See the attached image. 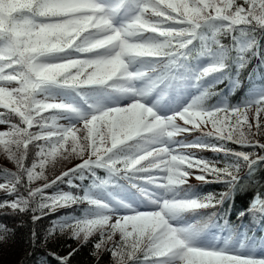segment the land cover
<instances>
[{"label":"trees","instance_id":"1","mask_svg":"<svg viewBox=\"0 0 264 264\" xmlns=\"http://www.w3.org/2000/svg\"><path fill=\"white\" fill-rule=\"evenodd\" d=\"M236 3L242 5L243 0H236ZM122 5V10L114 17L118 26L122 25L126 17L134 13L135 10L132 0H125ZM212 32L221 36L219 43L227 49L228 54H222L221 63L219 64L211 50L208 55L210 63L201 67L195 61L197 51L200 49L198 46L201 40ZM244 37H246L245 42H243L245 48L239 49L237 42ZM137 40L140 42L148 40L156 44L163 43V38L153 34H144L138 37ZM211 44L212 49H214L213 41ZM194 47H197V49ZM103 51L101 50V52ZM64 53L66 55L63 56L62 60L53 63L85 58L88 55L80 53L74 48L66 50ZM52 56L57 57L58 55L53 54L49 57ZM145 59L152 61L153 67L148 69L147 75L141 76L140 79L148 78L147 82L149 84L143 85L142 82L134 84L133 80L126 85L132 89L129 85L133 83V88L143 93L140 96L143 99L149 94L163 93L165 96L182 86L186 87L187 83L194 82V89L198 88L199 90L196 95H200V102L197 104L198 109L211 111L225 107L229 109L234 108V106L235 108L243 107L246 104L240 105V103L246 99L243 94L246 90L244 84L260 82L264 78V29L238 26L228 32L224 21L215 20L210 24L203 25L197 31V34L191 38V42L183 50V55L152 56L145 57ZM210 67H217L220 70L202 75ZM72 71L75 72V69ZM88 71L90 72L91 69H88ZM141 85H143V88H141ZM15 86L13 84L11 87ZM50 88L76 99V104L71 103L70 105L73 111L56 110L44 113L49 118L46 123L53 125L52 118H54V127L57 129L77 126L82 129L84 120L97 112L98 106L94 104L93 100L100 97L101 94L118 93L121 101H123L125 96L130 93V91H119L117 81H111L104 85H85L81 87L64 85L60 81L47 85L41 92L37 93L36 98L42 100V95L48 92ZM230 89H232L231 93H229ZM64 105L68 106L67 103ZM112 109H115V106ZM0 112H7V110L0 107ZM62 117L68 118L69 121L62 122ZM4 118L9 119L12 124L24 127L18 116L11 115ZM248 120L249 123L253 124L252 133H254V135H248V139L264 143V134H256L254 109L249 110ZM260 121L261 124H264V116H261ZM177 123L182 127H191L179 118ZM9 127L8 123L0 120V132L9 131ZM227 127L228 125H225V129ZM50 130L51 128H45L43 132ZM242 130L248 134L247 128ZM30 131L37 134L42 133L39 126L33 127ZM107 131V127L101 129L102 134L107 133ZM203 132L215 133V129H213L211 123L202 124L200 129L191 133L178 135L171 140H163L166 142L164 146L174 153L190 155L195 159L210 162L218 168L239 166L238 178L231 183L214 181L212 177H208L209 182H200L195 179V176L200 174L198 170H190L193 175L188 178V183L174 189L173 192L168 194V199L204 202L212 197L215 206L206 209H189L179 213L177 218L188 222L195 229L194 231L199 234L203 243L221 246L225 243L235 245L238 242V245L243 247L246 242L250 241L256 251H262L264 249V215L254 212L252 209L254 198H257L258 194L260 199H264V160L249 168L235 153L255 151L257 155H264V150L245 147L231 141H219L214 136L207 137L203 135ZM261 132L264 133V128L261 129ZM86 134L83 130L77 133L78 144L85 149L82 154L72 153L69 155V152L62 150L63 155H57L54 163L50 161L45 165L43 170L44 179L35 180L29 184L26 175H24L21 184L18 185L17 193L9 196L0 191V202L14 200L18 195L29 198L28 189L43 188L45 184H52V181L56 180L58 176H62L64 172H69V175L63 176L51 187L45 188L44 195L46 198L70 196L78 201L70 206L60 207L53 211L48 208L40 209L39 204L43 201L37 196L29 198V206L23 211L14 212L10 208H0V264H117L112 255V250L114 245L121 242L118 231L111 235V239H108L111 229L104 226L101 229L93 230L87 241H85L83 233L79 237L73 236L68 226L76 222L104 216L113 217L111 223H115L117 216L109 211V207H107L109 202L107 201L120 202V196H127L128 193L136 199H143L146 198L145 191L148 192L150 189H147L144 185L157 191L161 187L159 181L149 183L146 179L152 173H156L155 171L152 173H126L114 168L115 173H112L107 169L93 168L92 166L88 168L79 167L78 164L89 158L91 152L90 147H88L89 142L83 139ZM173 140H176L175 144L169 142ZM221 143H224L225 151L215 152L211 150L212 147L220 146ZM43 144V141H37L28 146L24 160L25 167L30 168L34 162L39 161L37 153L39 147ZM189 145H204L207 146V149L198 147L189 149L186 147ZM108 146H110V142ZM66 147H69L70 151V146ZM136 151L135 144L132 143V147L123 146L114 150L111 155L113 159L123 161L124 158L136 156ZM119 167L122 168V165ZM18 171L16 163L9 159L3 151V146L0 145V184L12 179L11 173ZM39 171L40 169L37 168V172ZM161 175L162 172L159 173V176ZM96 193L97 195L100 193L101 197H97ZM89 201H95L96 203H90ZM99 205H104V207ZM102 234L104 244L101 249L97 250L95 244L101 241ZM226 253L244 257L242 254L228 251ZM137 256L139 259L134 261V264H144L142 252H137Z\"/></svg>","mask_w":264,"mask_h":264},{"label":"snow or ice","instance_id":"2","mask_svg":"<svg viewBox=\"0 0 264 264\" xmlns=\"http://www.w3.org/2000/svg\"><path fill=\"white\" fill-rule=\"evenodd\" d=\"M262 10H264V0H243L242 5L237 4L236 0H172L171 6L160 4L158 0H141L139 11L134 18L127 25L117 28L113 26V23H108L112 21L111 18L116 9H107L98 3L97 0H0V54L6 57L0 60V76H19V72L22 70L21 64L18 62L21 59L20 54L24 51L30 38H35L31 33L38 30L37 25L33 23L36 20H39V23L42 25L54 21L67 23L69 28L77 25L83 28L84 23L87 22V31L74 32L68 37V40H75V43L69 49L74 48L76 51L88 55L85 58L58 62L67 63L71 61L76 64V67H72L61 77V81L64 85L81 87L85 85H104L111 82L110 80H89V71H83L88 63L96 60L101 50H103L102 48L96 49L91 47V45L115 37L118 32L124 33L125 28L129 31H140L135 28V25L144 22L146 19L150 20L152 26L161 31H171V36H160L158 32L146 33L163 38V43H160V45L164 46V54L155 56H181L183 55V50L191 42V38L197 34V31L203 25L210 24L215 20L224 21L226 23V31L228 32H231L238 26L264 29V17L260 16ZM239 18H243V22H237ZM116 43L118 44L119 41H116ZM73 69H75V72L72 71ZM209 69L211 73L220 70L217 67H210ZM13 83L16 86L9 87ZM22 83V79L19 82L16 80H0V87L12 91L13 89H20ZM13 94L17 95L18 93ZM57 104H60V107L53 108L51 111H73L70 106L61 103ZM251 109L255 110L256 134H264L261 132L264 124H261L260 121L261 116H264V97L243 107L232 109L225 107L211 111L198 110L194 102L179 113L167 118H161L156 112L149 111V107L144 109H140L139 107L131 109L115 108V110L103 111L85 119L82 129L79 126L62 129H57L54 125L49 126L47 128H51V130L48 132L55 133L51 137L45 135L48 132H43L45 128H41L39 123L41 119L46 117L45 115L44 117H37L32 120L30 127L21 115L6 109L7 112H0V120L8 123L10 127L9 131L0 132V141H2L0 145L3 146V151L8 155L9 159L16 163L19 171L11 173L12 179L0 184V191L9 196L17 193L18 185L21 184L24 175H26L29 184L35 180H39L36 178V175L41 172V162L47 159L48 152L53 148L60 153H62V150L69 153L75 150L79 155L82 154L85 149L79 146L77 136V133L81 130L87 133L83 139L89 142L88 147L91 149L89 158L83 160V163L80 165L81 168L108 166L126 173H152L155 171L157 175H149L146 179L149 183L159 181L160 185L165 183V178L175 179L179 177L180 179L188 180L193 175L190 171L192 169L198 170L200 173L195 176V179L200 182H209L208 177H212V180L219 182H235L238 178L239 166L218 168L210 162L195 159L190 155L174 153L166 146L151 147L136 155V157L143 156V159L134 157L131 161L115 160L111 155L114 150L113 152H109L111 148L110 137L118 135L121 128H135L137 126L147 128L152 125L153 121L157 123L167 122V130L174 135L191 133L194 130L200 129L202 124L207 125L211 123L213 129H215V133L203 132V135L207 137L214 136L219 141H231L234 144L264 150V143L248 139V135H254L252 133L253 124L249 123L248 120V112ZM11 115L18 116L24 127L12 124L9 119L4 118ZM30 115L35 116V112L30 113ZM178 118L183 120L186 125H191V127L179 128L173 125L172 121ZM225 125H228L227 129H225ZM35 126L41 128V134L30 131ZM103 127H107V133L102 134L101 129ZM243 128L248 129V134L242 130ZM37 141L44 142L39 147V152L37 153L39 161L34 162L30 168L25 167L24 160L27 155L28 146ZM109 142L110 146H108ZM66 146H70V151L69 147ZM186 147L189 149L193 147L207 149V146L204 145H189ZM162 148H167V154L156 155L153 152L152 156L146 155L147 151ZM211 150L215 152L225 151L224 143H221L220 146L212 147ZM235 155L242 159L249 168L264 160V155H257L255 151L251 153H235ZM169 156L187 158L185 164L180 165L179 172L174 173L172 176L169 175L170 169L167 163ZM149 163H151L152 167H146ZM120 165H122V168L119 167ZM37 168L40 169L39 172H37ZM161 172L163 173L162 177L159 176ZM180 173L186 175L182 176ZM67 175H69V172L66 175L63 173L62 176H58L55 183ZM52 184H45L43 188H35L34 190L28 189L29 198L39 196L40 200L43 201L39 204L40 209L48 208L54 211L60 208L59 205H54L53 203L59 197L46 198L44 195V189L51 187ZM29 198L18 195L14 200L0 202V208H10L14 212L23 211L29 206ZM89 202L96 203L95 201ZM99 206L104 207V205ZM214 206L212 197H209L204 202L195 201L191 205L193 209H206ZM252 211L264 215V199H260L259 194L257 198H254ZM157 212L117 216L115 223H111L113 217L104 216L102 218L76 222L69 225L68 229L76 237H79L83 233L85 241H87L93 230L101 229L104 226H108L111 229L108 239H111V235L118 231L121 242L118 245H114L112 250V255L116 259L117 264H129V262L134 264V261L139 259L137 252H142L144 264H173V261L176 264H189L190 261L191 264H264V258H248L223 251L204 250L194 246H187V248L182 249L181 255L175 249H168L163 244H157V238L163 229L157 230L156 226L149 219L151 215ZM168 231L171 232L174 229H168ZM150 239L154 245L151 248L146 243ZM103 244L104 239L102 234V239L99 243L95 244V248L99 250Z\"/></svg>","mask_w":264,"mask_h":264},{"label":"clouds","instance_id":"3","mask_svg":"<svg viewBox=\"0 0 264 264\" xmlns=\"http://www.w3.org/2000/svg\"><path fill=\"white\" fill-rule=\"evenodd\" d=\"M160 4H167L171 6L172 0H158ZM238 15V14H237ZM261 17H264V10L260 13ZM237 22H243V18H239ZM37 25V29L32 31L31 35L34 39L29 40L25 46L24 51L20 54L21 59L18 61L21 64L22 70L19 72V76H0V80H16L19 82L21 79L23 83L20 89H13L8 91L4 87H0V107L6 108L12 112L21 115L31 127L32 120L37 117H44L45 112H50L53 108L60 107V104L55 102H45L36 98L37 93L41 92L47 85L58 83L61 81V77L65 75L72 67H76V64L69 61L67 63H45L44 58L49 57L56 53L66 52L75 43V40H68V37L72 33L77 31H87V22L84 23L83 28L79 25L69 28L67 23L51 22L49 24L42 25L39 20L33 21ZM109 24L112 21L108 22ZM127 25V24H126ZM98 27V26H97ZM136 29L140 31H129L125 28L124 33H117L115 37L100 41L91 47L96 49L102 48L104 51L100 52L96 60L88 63L87 67L83 71L89 72V80H105V81H118L117 88L121 92L135 91L134 89L128 88L126 85L134 79L138 78L143 73H134L131 69L133 65L141 58L152 57L155 55H163V45L152 43L148 40L140 42L137 40L138 37L143 36L146 33L158 32L160 36H171L170 30L161 31L154 26L150 20H145L142 23L135 25ZM78 38V37H77ZM116 41H119L117 44ZM27 54V55H26ZM3 54H0V60L5 59ZM211 73L210 69L207 68L202 75ZM13 93H18L14 95ZM139 107L140 109L146 108L144 103L133 102L129 106L123 107L125 109H131ZM115 110V109H113ZM149 111H153L149 107ZM35 112V116H31L30 113ZM48 117H44L39 121L41 128H47L49 126L46 121ZM53 125H54V118ZM147 123V121H145ZM166 123L152 122V125L145 128L143 126H137L135 128H121L118 135L110 137L111 148L109 152H113L123 146L132 147V143L135 144L137 151H144L148 149V145L161 144L163 140H171L178 136L169 132L166 127ZM172 124L176 127L182 128L177 123V120L172 121ZM47 137L55 135L53 132L45 133ZM2 142V141H0ZM132 142V143H130ZM26 147V143H25ZM153 152L156 155L167 154V148L153 149L147 151L146 155L152 156ZM72 153H76L75 150ZM57 155H63L55 148L50 150L47 154V159L42 161L41 172L36 175L37 179H44V168L47 163L55 162ZM79 155V153H77ZM143 159L144 157H127L123 161H131L133 158ZM65 159L67 157H64ZM187 158L180 156H169L167 161L169 166V175L172 176L174 173L179 172L180 165L185 164ZM190 166V165H189ZM146 167H152L151 163ZM66 175L67 172H64ZM180 175H186L180 173ZM55 183V180L52 181ZM188 183L187 179H175L165 178V183L159 185L165 190V194L173 192L174 189L179 188ZM78 201L72 199L70 196H60L53 201L54 205L59 207L70 206L71 204L77 203ZM195 201L163 199L160 210L149 217L152 224H154L157 230L160 231L159 237L157 238V244H163L168 249H175L177 253L182 255V249L192 245V240L187 236L182 229L173 227L170 225V220L176 219L177 215L189 209H193L191 205ZM168 229H174L169 232ZM149 248L154 247L151 239L146 242ZM191 264V261L189 262Z\"/></svg>","mask_w":264,"mask_h":264},{"label":"rangeland","instance_id":"4","mask_svg":"<svg viewBox=\"0 0 264 264\" xmlns=\"http://www.w3.org/2000/svg\"><path fill=\"white\" fill-rule=\"evenodd\" d=\"M98 3H100L102 6H104L107 9H116L114 15L112 16V23L113 26L120 28L125 26L130 20H132L135 16V13L139 11V4L141 3V0H132L133 3V8H135L134 13L130 14L129 16L126 17L125 21H123L122 25L118 26L117 21L114 19L115 15L118 14V12L120 10H122L123 7V2H125V0H97ZM220 38L221 36H219V34L212 32L210 33L209 36H206L205 39H202L198 48V54L195 56L196 60H199L200 56H207L210 54L211 50L213 51V55L214 58H216L215 60H217V62L220 64L222 59V54L225 53V55L228 54V51L225 47H223L222 44H220ZM246 37L241 38L238 40L237 44L239 45V49H244L245 46L243 45V42H245ZM213 41V47L214 49H212L211 47V42ZM195 49H197V47H194ZM58 56H52V57H46L44 58V62L45 63H53L54 61L57 60H62L63 56L66 55V53H60L57 54ZM202 61V60H201ZM203 65L206 66V64H209V58L206 61H202ZM151 67H153V62L149 61L148 59L142 58L139 59L132 67V71L134 73H143V75H139L138 78L134 79V84H138L137 82H142V84L147 85L149 84L148 78H143V80H141V76H146L147 74V70L150 69ZM145 82V83H144ZM119 82L117 81V84ZM14 84V83H13ZM13 84L9 85V87H11ZM133 83H131V85H129L132 89L133 88ZM110 85V84H109ZM143 85H141L143 88ZM111 86V85H110ZM198 88L195 90L194 89V84L192 82L187 83L186 87H183L181 90H177L174 93L170 94L169 96H165L164 95H159L160 93L157 94H149L148 96H145V99L141 98L140 96L143 95V93L141 91H137L135 90L130 91L129 95H126L125 98L123 99V101H121L120 95L118 93H106V94H101L100 97L95 98L93 100L94 104L97 105V112H94L95 114H99L103 111H108L111 110L113 106H115V108H122L123 106H129L131 103L133 102H141L144 103L146 107H151L153 108V111L156 112V114L158 116L162 115L161 118H167L169 115H174L179 113L180 111L184 110L185 108L189 107L190 105H192L194 102L196 103V105L200 102L199 98L200 95H196ZM248 94V100L247 103H251L254 102L255 100L264 97V83H255L250 87V90L246 91ZM42 101L45 102H58V103H68V106L71 105V103H76L75 102V98H71L68 97L66 94H61L59 91L57 92V90L55 89H49L48 92H46L44 95H42ZM151 98V100H149ZM164 105L167 106L168 112L164 113V112H159L158 110H160V107ZM198 110H202V109H198ZM90 111V110H89ZM91 112V111H90ZM170 112V113H169ZM172 113V114H171ZM62 122H68L69 119L66 117H62L61 119ZM172 144L176 143V140L173 141H169ZM164 141H162L161 144H155V145H148L146 147L151 148V147H156V146H164ZM141 151H136V154H140ZM152 175H156V173H152ZM163 176V173L161 175V177ZM158 182V181H157ZM144 187H146L147 189H149V191H145V197L146 198H139L138 200H136V198L128 193L127 196L126 195H122L121 196V203L117 204L113 203L111 201H107L109 202V204L107 205V207H109V211L112 212L113 215L118 216L121 212L128 215V214H134V213H145V212H154V211H159L160 207H161V203L163 199H168V194H165V190L161 187V189L159 191H157L156 189L151 188L150 186H146L144 185ZM97 197H101L100 193L99 195H97V193L95 194ZM145 200V201H144ZM143 209L145 210H142ZM170 225L179 229H182L184 231V233L187 234V236L192 240V245H198V246H202L200 245L199 241H201L199 234H197L193 229V227H191V225L184 221V219H173V221H169ZM239 243L237 242L235 245L231 244V246H227L224 247L226 245V243L224 244V246H222L223 250L220 251H228V252H232L230 250H239L240 254L244 255V257H248V258H252V257H262L264 258V249L261 252V255H257L256 253V249L253 246V243L248 241L246 242V244L243 247H240L238 245ZM239 246V247H238ZM205 247V246H204ZM203 247V248H204ZM219 247V246H218ZM216 250V248L214 249V251ZM238 251V252H239ZM234 253V252H233ZM174 264H176L175 261H173Z\"/></svg>","mask_w":264,"mask_h":264}]
</instances>
